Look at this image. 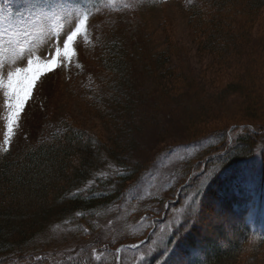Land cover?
Segmentation results:
<instances>
[{
    "label": "rangeland",
    "instance_id": "1",
    "mask_svg": "<svg viewBox=\"0 0 264 264\" xmlns=\"http://www.w3.org/2000/svg\"><path fill=\"white\" fill-rule=\"evenodd\" d=\"M59 2L64 11L58 17L51 13L47 18L37 15L24 20L13 16L0 22V75L6 79L8 71L27 67L28 58L50 61L57 46L63 49L62 41L53 39L56 33L66 38L81 14L89 15L86 29L77 37L79 43L73 44L76 55L71 62L61 56L58 66L44 70L35 81L32 102L25 105L7 153L18 155L29 146L49 142L70 125L95 137L119 157L137 162L143 167L142 174L125 198L94 212L92 230L83 223L87 226L83 233L68 218L51 217L24 250L32 258L0 260V264H85L86 253L103 264L108 260L113 264H165L177 250V238L171 240V235L178 229L182 237H190V242L182 241L178 256L197 264L194 261L202 256L188 246L196 238L201 239L199 245L204 237L212 238V246L226 250L221 239L238 243L242 224L264 234V193L256 169L260 164L249 170L247 156L228 173L219 161L240 147L237 141L244 134L254 132L256 140L264 141V128L249 129V124L264 127V66L254 86H248L250 79L242 80L241 70L248 53L250 57L264 50V6L252 22L246 4L233 8L228 4L222 9L229 8L236 28L249 21V41L233 37L228 44L230 53L223 55L227 63L214 73L207 67L211 58L198 51L197 34L191 26L195 22L189 19L185 0ZM22 3L13 0L15 7ZM17 41L30 48L31 54L26 51L19 57ZM121 52L129 56L124 63L131 67L128 89H136L130 98L122 90L114 91L111 83L115 79L112 57ZM207 79L213 81L211 86ZM6 116L0 89V146ZM7 153L0 151V158ZM104 167L95 174L117 170L111 161ZM222 181L227 183L219 184ZM92 188L93 182L86 183L83 192ZM234 191L238 196L231 204L228 194ZM32 196L28 203L19 201L20 213L27 208L39 211L45 205ZM225 200L229 202L219 204ZM237 264L248 262L240 259Z\"/></svg>",
    "mask_w": 264,
    "mask_h": 264
},
{
    "label": "trees",
    "instance_id": "2",
    "mask_svg": "<svg viewBox=\"0 0 264 264\" xmlns=\"http://www.w3.org/2000/svg\"><path fill=\"white\" fill-rule=\"evenodd\" d=\"M185 1V8L190 13L189 19L195 22L191 26L197 34L195 43L198 51L211 58L207 67L209 71L214 73L221 70L220 67L227 63V59L223 55H227L228 44L233 41V37L239 41H249V21L247 25L236 28L234 27V18L228 15L229 11L227 10L229 8H225L223 11L222 9L228 4L232 8L246 4V7L249 8L250 22H252V19L258 16L260 9L264 6V0ZM263 53V48L261 54L257 53L255 56L249 57L248 53L246 62L241 65V70L245 74L242 80L250 79L248 86H254L257 83L256 78L260 75L261 67L264 66ZM116 56L112 57L114 62L111 64V69L115 79L113 78L111 83L114 85V91L122 90L123 96L130 98L129 94L134 93L136 89L134 87L128 89L130 88L128 73L131 67H126L124 63L128 62L129 56L126 57L122 52ZM212 83V80L207 79L208 85L211 86ZM245 85L247 86L246 82ZM203 87L206 88V85ZM240 87L244 88V86ZM251 99L253 98H249L250 101L257 102L256 99ZM205 110L208 111V109ZM109 116L111 115L109 114ZM258 127L264 128L259 124H249V129H252V132L253 130L256 131ZM253 135L244 134L240 137L237 141L240 147H237L228 156L221 157L219 161L220 163L223 162L221 165L223 170L227 169L226 172L231 173V170L237 167L236 164L240 163L242 158L249 156V170H252L253 166L256 168L254 164H260L256 168L260 171L257 182L260 183L264 193V141L256 140ZM203 137L205 138V136ZM11 154L7 153L0 158V260L4 263L13 262L16 259L24 260L28 256L32 258L33 254L25 256L24 250L39 232L43 222L46 223L51 217L68 218L77 225L78 229L83 230V233L87 232V229H84L87 226L84 227L83 223H86L92 230L94 227L91 219L94 212L117 203L122 197L125 198L131 186L137 182V178L142 174L143 168L137 162L119 157V154L114 153L113 150L110 151L95 137L88 136L85 132L70 125L65 126L62 132L54 134L49 142L29 146L28 149L18 155L11 156ZM257 160L258 163H256ZM109 161L116 164L117 170L104 176H97L99 170L106 169L104 165ZM226 172L222 173L225 175ZM89 182H93V188L88 193H84L85 185ZM223 182L225 181L219 184ZM205 191L209 193V189ZM205 191L201 195H204ZM228 195L229 199H225L231 200V204L234 202L233 197L238 196L236 191ZM30 196L44 202L45 205L39 211L34 209L32 212L27 208L24 213H20L18 211L19 201L22 199L28 203ZM228 200L219 202V204L225 205L229 202ZM220 205L219 208H222ZM202 207L201 203L196 214L197 217L200 216ZM234 210L237 211L235 208ZM222 212L226 213V210H222ZM238 227L240 229L238 243H230L229 240L221 239L220 242L226 243L228 247L226 250L219 246H212L211 241L213 242V240L208 237H204L202 245H199L201 239L198 238L193 243L188 244L189 247L196 248L202 256L200 261L194 262L197 264H237L240 259H245L248 264H264V235L255 234L250 227H244L243 224ZM179 231L180 229L178 232L175 230L171 235L173 236L171 240L174 239V236L177 238L178 245L175 242V246L178 251H173L174 253L165 264H181V262L193 264L190 262L191 259L178 256L181 255L182 241L185 239L190 242V237L188 235L182 237ZM175 255L177 258L174 259ZM85 256L88 259L85 264H103L97 262L94 255L91 258L86 253ZM153 262L150 261V264ZM105 264H113V262L108 260L105 261Z\"/></svg>",
    "mask_w": 264,
    "mask_h": 264
},
{
    "label": "snow or ice",
    "instance_id": "3",
    "mask_svg": "<svg viewBox=\"0 0 264 264\" xmlns=\"http://www.w3.org/2000/svg\"><path fill=\"white\" fill-rule=\"evenodd\" d=\"M64 11V6L59 0H23L21 5L13 7V0H0V22L5 17L17 16L21 20L29 17L47 18L49 13L53 17H58L59 13ZM89 20L87 12L81 14L78 18V22L75 24L74 30L70 31L66 35V38L60 35L59 32L53 37V39L59 43L62 41L63 49L57 46L54 50V57L47 62L41 61L40 57L28 58L27 67H16L14 71H8L6 79L3 75H0V89L3 90L5 97V107L7 108L6 116V131L4 134L3 145L0 146V151L7 153L10 151L12 144V138L15 134V129L18 126V122L21 118V114L24 111L27 101L31 98L32 89L38 76L44 70L53 69L54 66H58L61 56L64 59L71 62V59L76 55L73 44L76 38L86 29V22ZM3 33L0 32V36ZM25 35H28L25 32ZM19 48L17 55L23 58L24 53L27 51L31 54V49H26L22 43L16 42ZM50 54V53H49ZM205 177V180L209 179ZM197 196L200 195V190H197Z\"/></svg>",
    "mask_w": 264,
    "mask_h": 264
}]
</instances>
